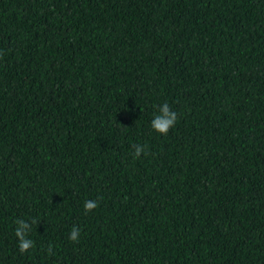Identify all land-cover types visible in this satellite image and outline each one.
Instances as JSON below:
<instances>
[{
  "label": "trees",
  "instance_id": "trees-1",
  "mask_svg": "<svg viewBox=\"0 0 264 264\" xmlns=\"http://www.w3.org/2000/svg\"><path fill=\"white\" fill-rule=\"evenodd\" d=\"M0 264H264V0H0Z\"/></svg>",
  "mask_w": 264,
  "mask_h": 264
},
{
  "label": "clouds",
  "instance_id": "clouds-1",
  "mask_svg": "<svg viewBox=\"0 0 264 264\" xmlns=\"http://www.w3.org/2000/svg\"><path fill=\"white\" fill-rule=\"evenodd\" d=\"M164 115L162 117L156 118L152 122V128L154 131L162 134L167 135L169 129L174 126L176 123V114L172 111H169V107L167 104H164ZM136 147V146H135ZM143 149L141 147H136L135 156L139 157ZM98 205L96 202H86L84 207L86 212L91 211L94 208H96ZM19 223V227L16 231V236L20 238L19 243V250L21 252H26L31 246L32 241L31 240H25L24 235H22L20 229L26 227V225ZM80 234V230L78 228H73L71 235L69 237L72 241H77Z\"/></svg>",
  "mask_w": 264,
  "mask_h": 264
}]
</instances>
